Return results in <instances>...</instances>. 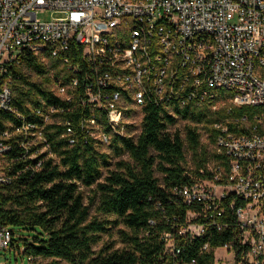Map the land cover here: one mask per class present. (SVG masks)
<instances>
[{"label": "built area", "instance_id": "2783aa9c", "mask_svg": "<svg viewBox=\"0 0 264 264\" xmlns=\"http://www.w3.org/2000/svg\"><path fill=\"white\" fill-rule=\"evenodd\" d=\"M43 10L58 16L43 20ZM26 52L60 60L65 73L52 75L51 87L59 102L26 111L14 102L8 66ZM0 71V186L40 168L42 158L32 162L39 155L53 156L48 124L64 125L59 136L71 145L107 147L113 136L136 140L147 107L177 116L176 105L194 103L217 112L213 142L201 135L211 154L171 187L197 208L164 233L166 248L177 255L184 237L229 232L213 248L230 254L217 264H264V0H0ZM18 161L24 167L13 171ZM13 235L0 223V249Z\"/></svg>", "mask_w": 264, "mask_h": 264}, {"label": "trees", "instance_id": "16d2710c", "mask_svg": "<svg viewBox=\"0 0 264 264\" xmlns=\"http://www.w3.org/2000/svg\"><path fill=\"white\" fill-rule=\"evenodd\" d=\"M60 64L58 58L43 61L26 52L21 64L9 65L14 102L25 111L59 102L51 87L52 75L65 73ZM175 110L177 116L147 107L136 140L113 136L103 150L94 139L71 145L59 136L64 125H47L53 156L39 155L32 162L42 158L40 168L24 170L13 183L0 186V223L12 230L39 229L24 247V253L34 258L32 264L38 258L49 259L46 264L58 259L85 264H188L192 258L195 264L214 263L213 248L228 242L229 232L184 237L180 240L184 251L177 255L166 248L164 233L173 232L176 224L185 222L187 210L197 208L179 201L171 187L188 181L185 172H198L211 154L208 143L216 133L211 123L219 117L207 105L187 103ZM69 115L68 110L63 113ZM180 119L188 121L184 132L168 130ZM202 130L208 143L201 142ZM188 152L193 167L184 165ZM12 164L13 171L24 167L23 161ZM84 188L92 190L86 201ZM91 207H95L92 216ZM103 234H116L123 246L115 247L114 239L95 249ZM205 242L208 249L201 248Z\"/></svg>", "mask_w": 264, "mask_h": 264}, {"label": "rangeland", "instance_id": "374dc122", "mask_svg": "<svg viewBox=\"0 0 264 264\" xmlns=\"http://www.w3.org/2000/svg\"><path fill=\"white\" fill-rule=\"evenodd\" d=\"M54 16H58V14H55L52 10H43L39 13V17L43 20L50 19ZM0 75H1V71H0ZM187 123H188V121L180 119L171 128V131L179 130L181 132H184ZM205 136L206 135H204L203 139H201L202 143L207 142ZM99 148L102 150L106 149L105 146H100ZM208 148H211V144H208ZM186 158H187V160H186V163L184 165L187 167H193L194 164L191 160L189 152H188ZM83 190H84L85 201H86L87 195L92 194V190L89 188H84ZM94 213H95V207H91L90 216H92V214H94ZM13 232H14V235H13L14 244L10 245L9 248L6 250L0 249V264H32L28 255L26 253H24V247H25V243L33 242V237L39 233V229L28 230V229H22L19 227H14ZM114 239L116 241L115 247H122L123 246L122 242L120 240H118V237L116 234L114 236H110L108 234H103L101 239L94 245V248L98 249L99 247L102 246L103 243L111 242ZM169 246H170V243L168 241V243L166 244V247H169ZM220 255L229 256L230 254L227 251H225L224 248H218L216 253H215L216 260H218L217 258H219ZM216 260H215L214 264L218 263ZM222 262H223V260L219 259V264H223Z\"/></svg>", "mask_w": 264, "mask_h": 264}]
</instances>
